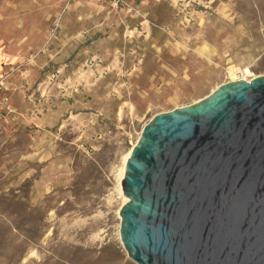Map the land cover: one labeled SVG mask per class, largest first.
Returning <instances> with one entry per match:
<instances>
[{
    "label": "rangeland",
    "instance_id": "374dc122",
    "mask_svg": "<svg viewBox=\"0 0 264 264\" xmlns=\"http://www.w3.org/2000/svg\"><path fill=\"white\" fill-rule=\"evenodd\" d=\"M0 0V264H136L125 157L156 115L264 75V0Z\"/></svg>",
    "mask_w": 264,
    "mask_h": 264
},
{
    "label": "water",
    "instance_id": "95a60500",
    "mask_svg": "<svg viewBox=\"0 0 264 264\" xmlns=\"http://www.w3.org/2000/svg\"><path fill=\"white\" fill-rule=\"evenodd\" d=\"M121 187L119 238L136 264H264V75L156 114Z\"/></svg>",
    "mask_w": 264,
    "mask_h": 264
},
{
    "label": "built area",
    "instance_id": "2783aa9c",
    "mask_svg": "<svg viewBox=\"0 0 264 264\" xmlns=\"http://www.w3.org/2000/svg\"><path fill=\"white\" fill-rule=\"evenodd\" d=\"M101 4H105L114 11H121L128 8L127 0H96ZM14 114V108L9 103V99L5 94L4 84L0 81V123L6 122Z\"/></svg>",
    "mask_w": 264,
    "mask_h": 264
},
{
    "label": "bare ground",
    "instance_id": "6f19581e",
    "mask_svg": "<svg viewBox=\"0 0 264 264\" xmlns=\"http://www.w3.org/2000/svg\"><path fill=\"white\" fill-rule=\"evenodd\" d=\"M246 80H248V79H246ZM130 152V151H129ZM129 152L127 153V155H126V157H125V160H126V158H127V156H128V154H129ZM125 162V161H124ZM123 169H124V166H123Z\"/></svg>",
    "mask_w": 264,
    "mask_h": 264
}]
</instances>
